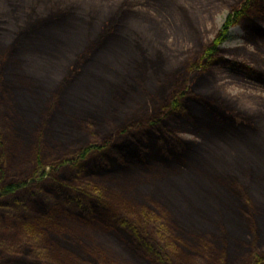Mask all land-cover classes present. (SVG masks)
<instances>
[{"label":"trees","instance_id":"1","mask_svg":"<svg viewBox=\"0 0 264 264\" xmlns=\"http://www.w3.org/2000/svg\"><path fill=\"white\" fill-rule=\"evenodd\" d=\"M112 1L0 0V264H120L123 257L135 264H264V163L218 161L226 150L236 153L231 142L261 148L264 109L252 108L253 98L199 91V78L189 87V73L212 64L216 43L200 42L184 62L171 60L146 46L154 32L147 23L127 22ZM150 1L161 11L174 3ZM249 2L227 3V23L247 17L259 29L264 18ZM174 6L197 34L201 16L188 1ZM90 51L83 74L71 79ZM214 62L249 80L264 76L260 63L222 55ZM166 118L195 134L209 131L205 145L165 128ZM85 124L104 132L84 135ZM220 139L224 150L215 153ZM202 154L210 187L192 182L188 171ZM173 158L181 169L155 183L129 168ZM123 171L128 178L114 185L90 179ZM65 219L97 220L103 234L67 231Z\"/></svg>","mask_w":264,"mask_h":264},{"label":"rangeland","instance_id":"2","mask_svg":"<svg viewBox=\"0 0 264 264\" xmlns=\"http://www.w3.org/2000/svg\"><path fill=\"white\" fill-rule=\"evenodd\" d=\"M190 3V5L193 7V9L197 12L200 17L197 25V34L188 29L186 25H184L183 20V14L180 12V9L176 8L174 6V3L176 0H173V5L169 4V6H166L167 9L161 11L157 6L159 3H154L150 0H113L112 3L116 4V7H120L128 13V20L127 22L136 20L140 23H147L149 27H151V31L153 30L152 34H149L146 36L145 42L146 46L148 48H160L163 50L164 53L167 54L171 60L177 61V62H184L186 58L196 52L200 46V42L204 43L205 45H210L212 43H216V51L214 52V55L212 56V64L208 65V67L202 69L201 72H193L191 71L189 75L187 76L189 87L192 89L195 83L197 84V80L199 78L200 85L198 87L199 91L202 92H210L213 94H221L223 96L236 98L235 100L239 99L240 96H243L244 99L249 100V98L254 99V104H252V108L255 107H261L264 109V76L257 80L250 78V80L243 74V77L245 78V82H242V84H239L238 79L234 78L232 79L233 82H229L230 80L226 81L225 78L227 77L226 74L234 75L229 68L230 66L227 65H221V63H215L214 61L216 58L220 57L221 55L224 58L228 57H237L239 59H242L243 61L247 62L250 65H253V67H259L264 65V41L263 38H260V40L254 41L253 36L247 41L248 36L246 35V28H244V22L247 24L249 23V20H247V17H240L239 20H237L235 23H227L228 21V15L230 11H232V8L228 6L227 3H230L231 0H224L226 4H222V2H219L218 0H185ZM71 2V1H70ZM178 2V1H177ZM252 4L251 10H254V12H261V15L264 18V0H250L249 2ZM4 4L0 3V6H3ZM154 6V7H153ZM149 11H155L157 15L160 17L159 20L153 21V19L149 18L147 13ZM159 11V12H158ZM204 14V15H202ZM135 23V22H133ZM227 23V28H225V25ZM245 30V33H244ZM136 31V30H135ZM264 30H261L262 36H264L263 33ZM105 35V33H102ZM135 33H130L131 40H135L136 36ZM224 35L223 40H219V38ZM221 35V36H220ZM245 35V37H244ZM247 41L246 47H243L245 44V40ZM250 44V47H249ZM88 57H83L81 60V65L78 68H72L69 72L68 76L72 77L71 79L83 74L84 71V64L89 62V59L93 58L94 52L90 51L88 52ZM216 57V58H215ZM257 63H260L261 65H257ZM232 75V76H233ZM198 80V81H199ZM242 80V79H240ZM3 100L0 98V103ZM7 102V101H6ZM9 102V101H8ZM161 104V103H160ZM158 110V109H157ZM264 113V112H263ZM144 119H147V117L143 116ZM6 120V118H5ZM167 121L166 127L167 129H170L171 131H175L174 134L179 136L182 139L186 140H195L199 141V143L203 142V136L205 134H209V131H204L199 133H193L189 130L191 129L189 125H186L185 123H182L179 121L178 124H174V121H170V118L165 119ZM0 124L1 126L5 125L2 122V110L0 107ZM114 125V122L111 123ZM89 125V124H88ZM85 124L83 126L82 130L84 131V135L91 134L93 136H96L97 134H100L104 132V129L97 127L96 125L91 124L90 127ZM1 131V127H0ZM47 133V132H46ZM263 136L258 139V143H260L258 146L261 148H246V149H237L238 144L235 142H231L232 145L236 148V153L231 154L229 151H225V155H220L218 161L223 162L225 159H234V161L237 164L243 163V165H251L254 163H264V127L262 129ZM97 137V136H96ZM1 139L4 141H7V137L5 135L1 136ZM257 142V139H254ZM217 147V151L224 150L222 146L225 145V142L220 139L214 143ZM205 145V143H204ZM248 146H250L248 144ZM251 147V146H250ZM263 149V150H261ZM6 150L5 147H1L0 151ZM204 150H206L204 148ZM214 152V151H213ZM163 154V153H162ZM161 154V155H162ZM203 155V154H202ZM217 155V154H215ZM236 156V157H234ZM91 157V156H90ZM174 159V158H173ZM204 155H199L200 161H193L188 162L187 164H190L188 171H190V174L193 173L194 177L192 178V182L194 180L200 178L201 183L204 185V187H210L209 184L207 185L205 179H204V166L203 161H205ZM149 165L141 166H130L129 168L134 171V176H136L137 179L142 181H148L151 183H155L160 181L161 179L165 178L167 176L168 172L171 169L180 170L179 165L176 163L175 159L174 161L165 162V161H155V159H151L149 161ZM240 162V163H238ZM67 167V166H66ZM109 167H111L109 163ZM47 171H49V168H47ZM133 175V174H132ZM128 178V173L125 171L123 172H111L107 174L103 178L98 177H91L90 179L92 183H100L103 185H114V183L123 182ZM242 189V188H241ZM183 191H186L184 188ZM175 192H178V195L180 196L182 192L181 187L177 188ZM246 193V192H245ZM184 195V194H183ZM248 198L252 199V195L248 194ZM35 203H29V207L34 208ZM36 207V206H35ZM186 209L188 206H185ZM253 207V206H252ZM256 210H258V206H256ZM253 207V211L255 210ZM64 227L67 231L75 230L79 232L89 231V233H92L93 238L99 237L98 235L103 234V227L102 224L97 220H86V219H65L64 220ZM37 230H40L41 228L39 226L35 227ZM257 228V227H256ZM260 233L262 234L264 230V222L261 228H259ZM258 231V230H257ZM259 232V231H258ZM86 234V233H85ZM88 236V235H87ZM98 240V239H97ZM99 241V240H98ZM186 245L190 246L193 242L183 241ZM120 264H135L133 261L129 262L127 258H122L119 260ZM143 264V263H142ZM147 264V263H146Z\"/></svg>","mask_w":264,"mask_h":264},{"label":"bare ground","instance_id":"3","mask_svg":"<svg viewBox=\"0 0 264 264\" xmlns=\"http://www.w3.org/2000/svg\"><path fill=\"white\" fill-rule=\"evenodd\" d=\"M243 24H244V28H246V35L248 36L247 41L252 36H253V40L254 41L260 40V38L264 37V36L260 35L261 30H264V20L263 21H260V23H259V29H256V27H253V25H252L251 22L248 23V24L246 22H244ZM244 33H245V30H244ZM244 37H245V35H244ZM244 40H245V38H244ZM247 41L245 40V44L243 45V47L248 46L247 45ZM263 41H264V39H263ZM249 47H250V44H249ZM226 76L227 77L225 78V80L226 81L230 80L229 82H231V83L233 82L232 79H234V78H236V79H238V81H240V82H238L239 84H242V82H245V80H244L245 78L243 76H237V75L232 76V75H229V74H226ZM240 79H242V80H240ZM242 85H244V84H242ZM239 99L241 101H243L244 97L243 96H240Z\"/></svg>","mask_w":264,"mask_h":264}]
</instances>
